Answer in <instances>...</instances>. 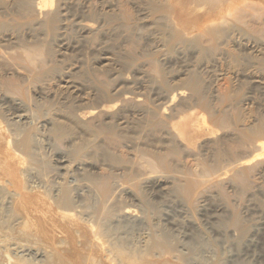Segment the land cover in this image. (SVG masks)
Here are the masks:
<instances>
[{
  "label": "rangeland",
  "instance_id": "rangeland-1",
  "mask_svg": "<svg viewBox=\"0 0 264 264\" xmlns=\"http://www.w3.org/2000/svg\"><path fill=\"white\" fill-rule=\"evenodd\" d=\"M22 1L0 0V151L34 183L42 223L70 187L65 263L129 264L165 239L146 259L264 264V5L206 31L203 0ZM13 125L35 130L30 150Z\"/></svg>",
  "mask_w": 264,
  "mask_h": 264
},
{
  "label": "bare ground",
  "instance_id": "bare-ground-1",
  "mask_svg": "<svg viewBox=\"0 0 264 264\" xmlns=\"http://www.w3.org/2000/svg\"><path fill=\"white\" fill-rule=\"evenodd\" d=\"M48 1L39 0V2L37 3V10L42 11L49 4ZM50 1L52 3L53 0ZM242 1L243 0L201 1L198 4L200 10L202 7L204 11L207 10L209 11V13L211 11L212 13L210 14H213L214 17L210 21V24L206 25V29L204 30L210 31L212 29V26H215L213 28L214 30H218L220 28L222 29V26L227 27L229 23L228 17L233 15V9L234 7H236L235 5L240 2L242 4ZM248 3L250 5V2ZM252 3L251 5L253 7ZM259 3L264 5V0H258V4ZM22 4L26 6L30 5L31 1L24 0L22 1ZM56 19L57 14L52 13L48 21L50 26L54 25ZM262 45H264V43ZM262 60L264 61V59ZM197 79V75H193V80ZM18 116L21 118H25L27 117V113L22 112ZM183 123H185L184 120L180 122V124L182 125ZM2 130L0 127L1 140ZM11 130H13L14 133L22 134V145L30 150V147L33 144V133L35 130L30 127L27 128L18 125H13ZM261 130L264 131V128L261 127ZM179 133L180 135H182L181 131ZM255 149L258 150V153L255 154V156L258 158H262L264 156V141L257 142L255 144ZM12 157L17 156L13 154V156H11L9 160H11ZM10 168L11 167L9 165V162L6 158L3 157L0 151V200L2 196H5L7 198L5 199V204L0 201V264H66L65 262L68 259V254L71 248H76L75 244L72 243L73 241H70L69 230L71 226H76L78 224V222L75 221H78L79 219L75 218V215L70 214L69 212V210L73 207L70 187H62L61 185V189L57 194L54 195L55 199L57 200L58 207L64 210H58L62 212H57L55 216L53 215L49 219V221L42 223L40 220L44 217L43 215H39V213H43L44 210L43 208H40L38 206L40 197L33 196L32 194L33 190L35 189H33L34 186L32 187L31 185H34V183L30 185L28 180L19 179V176L17 175V173L19 172H16V170L12 169L10 170ZM21 171L22 170H20V174H23L24 171ZM28 171L29 169L27 170V172ZM38 172L40 173V175L45 176L39 170ZM24 177L27 179V176ZM43 179L46 183V178L43 177ZM42 188L45 187L42 186ZM43 192H45L47 195V187ZM111 192L112 189H110L108 191V194L105 195V198L103 199L104 203L102 206V210L99 212L101 220L103 221L105 219L107 220L112 213V210L109 208V202L112 195ZM123 213L124 216H128V214L132 212L130 208H127L123 211ZM234 224L239 228L241 235L247 231V227L243 225L238 218L234 220ZM74 232L78 236H81L83 234V231L79 228H75ZM165 244H168L165 239H157L155 243L152 244V246L149 245L148 248L146 247L147 252L144 254V258L138 257L143 255L141 253H139L138 256L135 255V257L133 258L128 257L129 259H131L129 261V264H158L159 261L155 259H146V257L150 256L149 254L152 253V256L162 258V251H165L167 249V247H165ZM123 246V243H117L115 249L117 255L124 254L122 250ZM155 250L161 252L159 253ZM101 261L102 264H105L104 260ZM124 264L127 263L124 262Z\"/></svg>",
  "mask_w": 264,
  "mask_h": 264
}]
</instances>
